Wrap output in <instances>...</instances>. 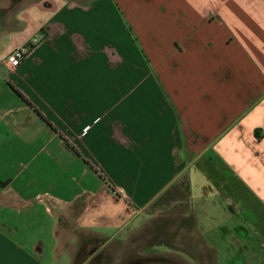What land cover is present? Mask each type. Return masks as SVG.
I'll use <instances>...</instances> for the list:
<instances>
[{"label":"crops","instance_id":"0c3cea01","mask_svg":"<svg viewBox=\"0 0 264 264\" xmlns=\"http://www.w3.org/2000/svg\"><path fill=\"white\" fill-rule=\"evenodd\" d=\"M1 150L0 264L264 245V0H0Z\"/></svg>","mask_w":264,"mask_h":264},{"label":"rangeland","instance_id":"374dc122","mask_svg":"<svg viewBox=\"0 0 264 264\" xmlns=\"http://www.w3.org/2000/svg\"><path fill=\"white\" fill-rule=\"evenodd\" d=\"M9 0H7L8 3ZM11 1V0H10ZM36 1V0H35ZM40 1V0H37ZM6 5V10L10 8ZM119 7L126 13V6L119 2ZM13 8V7H12ZM135 10L134 16L142 15V6L135 4L131 6ZM34 12L41 14L40 7L32 8ZM27 13H29L27 11ZM139 16H136V15ZM36 20L33 18V21ZM6 38H4L5 40ZM7 40H5V43ZM27 47V46H26ZM5 151L1 150L0 160L13 159L10 155H5ZM172 218H158L153 215L150 220L149 227H144L136 231L133 238V248H119L121 260L119 261H102L100 264H264V245H239L233 246L221 244L219 249L229 248L230 254L213 256L205 250L204 245L195 244L194 240L189 239V230L175 229ZM220 233L221 229H215ZM253 230H248L252 233ZM256 231V230H255ZM199 232L202 233L201 229ZM196 233L193 238L198 241ZM259 241L264 244V233ZM227 243V241H225ZM223 247V248H222ZM226 253L225 251H222ZM215 257V258H214Z\"/></svg>","mask_w":264,"mask_h":264},{"label":"built area","instance_id":"2783aa9c","mask_svg":"<svg viewBox=\"0 0 264 264\" xmlns=\"http://www.w3.org/2000/svg\"><path fill=\"white\" fill-rule=\"evenodd\" d=\"M30 50V46L21 47L12 51L7 57L6 62L10 67L16 68L20 65L21 61L25 58L26 54Z\"/></svg>","mask_w":264,"mask_h":264}]
</instances>
